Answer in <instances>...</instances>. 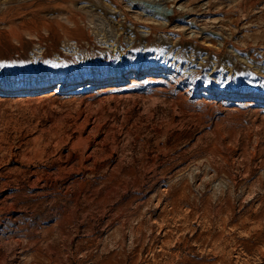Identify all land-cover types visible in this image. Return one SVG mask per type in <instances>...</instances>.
Listing matches in <instances>:
<instances>
[{"label": "rangeland", "instance_id": "rangeland-1", "mask_svg": "<svg viewBox=\"0 0 264 264\" xmlns=\"http://www.w3.org/2000/svg\"><path fill=\"white\" fill-rule=\"evenodd\" d=\"M0 264H264V0H0Z\"/></svg>", "mask_w": 264, "mask_h": 264}, {"label": "bare ground", "instance_id": "bare-ground-1", "mask_svg": "<svg viewBox=\"0 0 264 264\" xmlns=\"http://www.w3.org/2000/svg\"><path fill=\"white\" fill-rule=\"evenodd\" d=\"M135 4H136V6H137L138 8H140V9H142V10H144V11H148V12L150 11V12H151V10L145 8L144 5H142L140 2H136ZM152 13H154V12H152ZM160 13H161V14H165V13H162V12H160ZM154 14H155V13H154ZM154 14H153V15H154ZM159 15H160V14H159ZM165 15H166V14H165ZM165 15H164V16H165ZM161 16H162V15H161ZM166 16H167V15H166Z\"/></svg>", "mask_w": 264, "mask_h": 264}]
</instances>
